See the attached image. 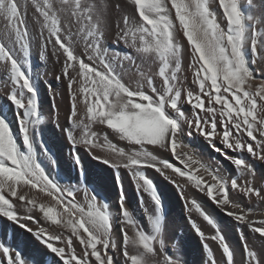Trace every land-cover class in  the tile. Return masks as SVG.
<instances>
[{
	"label": "snow or ice",
	"instance_id": "obj_1",
	"mask_svg": "<svg viewBox=\"0 0 264 264\" xmlns=\"http://www.w3.org/2000/svg\"><path fill=\"white\" fill-rule=\"evenodd\" d=\"M29 3L34 9L33 20L40 25L35 37L27 24ZM126 3L133 7L134 15L124 11L121 0H0V20L4 22L0 26V62L11 83L7 99L16 110L21 134L18 142L4 106L0 105V216L33 233L62 264H118L114 257L121 252L125 264H180L163 238L161 198L142 170L153 168L173 184H177L176 180L165 170L185 178L188 185L205 193L226 215L264 238V219L249 220L252 210L246 211L230 197V192H235L264 201V187L254 185L255 171L243 155L228 154L229 150L246 152L264 161V67H255L264 65V16L252 13L254 0H244L243 4L241 0ZM213 4L222 10L224 24L218 20ZM110 31L114 32V44H123L131 51L122 53L110 48L106 43ZM178 32H182L191 49L189 67L197 91L185 88L181 80L183 46L177 39ZM34 39L40 41L42 49L50 47L52 55L62 63L56 79L67 82L70 114L69 127L64 131L72 146L74 166L83 172L77 150L82 145L93 159L115 169H128L136 188L153 202L154 209L147 215L149 231L134 219L121 190L122 244L118 245L113 238L109 205L87 189L85 202H78L74 186L54 181L38 162V143L45 154L47 149L36 139L42 118L37 85L30 74ZM152 64H158L155 73L151 71ZM130 74L138 77L134 87L125 79ZM78 103L85 108L83 114L78 112ZM184 103L190 106V115L183 110ZM94 125L106 126L132 145V150L117 147L107 133L99 136L92 131ZM194 134L207 140L229 161L236 175L227 178L218 167L203 163L183 139ZM217 139L222 148L216 145ZM149 146L170 152L183 168L159 158ZM95 150L107 151L117 159L97 155ZM201 169L210 181L199 174ZM32 192L44 194L53 203L38 202ZM184 198L186 208L199 213L216 230L206 237L190 218L201 240L216 241L226 264H234V253L214 219L195 200ZM20 208L27 214H22ZM34 209L68 234L28 226L24 221L39 224L31 215ZM74 241L80 246L79 254ZM203 247L209 264H218L209 244L205 242ZM243 247L245 264H264V258L246 240ZM130 248L134 251L130 252ZM0 264L26 262L19 251L0 244Z\"/></svg>",
	"mask_w": 264,
	"mask_h": 264
},
{
	"label": "bare ground",
	"instance_id": "obj_2",
	"mask_svg": "<svg viewBox=\"0 0 264 264\" xmlns=\"http://www.w3.org/2000/svg\"><path fill=\"white\" fill-rule=\"evenodd\" d=\"M124 1L126 3V0ZM241 2L243 4L244 0H241ZM127 5L131 7V14L134 15L133 7L129 4ZM244 6L247 8L246 4H244ZM213 9L217 13L218 20L224 24L225 21L223 20L222 10L218 7V4H213ZM251 11L256 16H264V2H262V0H254V7ZM3 23L4 22L1 20L0 26H2ZM185 42L187 43L186 40ZM35 43L36 45L33 42L34 47L32 46L33 50L30 55V74L33 76L37 85L39 111L42 118V123L37 128L36 139L38 142H42L43 146L47 149V154H45L38 143V162L42 164L48 175L54 181H58L62 186H74L76 200L78 202H85V189H87L88 193L94 192L99 201L106 202L109 205V209L113 215V238L118 245L122 244L120 229L123 224V219L119 214L121 190L124 193L126 207L133 213L134 219H136L146 231H149L150 224L147 220V215L151 214L154 209L153 202L147 193L136 188L135 181L128 169L123 167L115 169L101 163L99 160L93 159L92 155H90L82 145L78 146L77 150L82 160L83 172H80V170L74 166L70 155L72 146L67 140L64 131V129L69 127L68 116L70 114V98L67 82L63 79H56V76L60 75L62 70L55 65L57 57L52 55L51 48L49 47L47 50L42 49L39 46V40H37V42L35 41ZM41 52H43V56ZM187 58H184L185 64H188L186 61ZM154 66L153 68H155ZM255 67L261 68L264 67V65H256ZM187 71H185V73L182 72L183 85L185 88H192V79L187 76ZM257 75H259V73H257ZM258 82L259 80L256 81V83ZM10 93L11 83L7 79L5 67L2 62H0V105L4 106V111L10 126L17 136L18 142H20L21 134L16 118V110L7 99ZM187 106L186 103L182 105L185 113L190 115L191 113L188 111L190 108H187ZM78 112L81 114L85 112L83 104L78 103ZM92 131L97 132L101 137L107 133L111 142L117 147L123 148L126 152L132 150V145L120 140L119 137L113 134L110 129H107L106 126L94 125ZM183 139L185 144L192 148L203 163L213 168L218 167L227 178L236 175V171L231 163L214 151L209 142L203 137L194 134L192 136L185 135ZM215 143L218 147H223L219 139H217ZM149 150L153 151L159 158L166 159L175 166L183 168V165H181L170 152L154 149L152 146H149ZM181 150L187 151V149H178V151ZM95 151L97 155L110 158L114 161L117 159L114 154L108 153L107 151ZM228 154L243 155L247 163H249L255 171L254 185L256 187H264V161L255 159L246 152L233 153L229 150ZM142 170L153 181L158 195L161 198L164 217L163 238L168 251L174 258L188 264H209L207 252L203 247V244L207 242L218 264H226L218 243L211 239L202 241L200 236L193 229L191 220L196 222L205 233L206 237L214 235L216 230L208 225L199 213L194 210L190 212L188 208H186V200L184 197L188 200H195L201 208L214 219L219 231L234 253V264H245L246 257L243 247L245 240L261 258H264V238H261L258 233L251 231L246 224L239 223L233 217L226 215L205 193L188 185L185 178L177 176L172 173L171 170H165L167 176L173 177L177 184L181 185V188H178L177 184H173L171 180L166 179L165 175H161L155 169L144 168ZM199 174L204 175L205 178L210 181V178L207 177L202 169ZM117 177H119V183L117 182ZM181 189L183 190V197L181 195ZM30 194L35 195L38 202L53 203L51 198L44 194L36 192ZM230 197L242 205L246 211L249 209L252 210L249 213V220L259 221L260 219H264V201H260L255 197L249 199L235 192H230ZM19 210L22 214H27L24 208H20ZM230 210L238 211L237 209ZM31 215L39 221V224L33 223L32 221H24L28 226L34 229L41 226L47 228L48 231L52 233L64 232L65 235L68 234L66 230L44 220L38 209H34ZM0 244L10 246L14 252L19 251L26 264H62L59 257L47 249L33 233L19 227L17 223L3 216H0ZM74 244L77 248V254H79L81 251L80 246L76 241H74ZM57 246L62 245L57 244ZM129 251L133 252L134 250L130 248ZM114 258L118 261V264H125L122 252L116 253Z\"/></svg>",
	"mask_w": 264,
	"mask_h": 264
},
{
	"label": "rangeland",
	"instance_id": "obj_3",
	"mask_svg": "<svg viewBox=\"0 0 264 264\" xmlns=\"http://www.w3.org/2000/svg\"><path fill=\"white\" fill-rule=\"evenodd\" d=\"M23 2V0H21V3ZM121 2H122V4H125V7H124V11L129 15V16H132L133 14H131L132 13V9H131V7H129L128 5H127V3H125V1L124 0H121ZM126 8H127V10H126ZM130 9V10H129ZM27 11H28V15H27V24H28V28H30L29 29V31H30V33L32 34V36L33 37H35V36H37L38 35V32H39V30H40V25L39 24H37V23H35V21L33 20V16H32V13H33V11H34V9L32 8V6H31V4L29 3L28 4V7H27ZM31 18V19H30ZM29 19H30V21H29ZM31 20H32V23H31ZM1 21V20H0ZM29 22V23H28ZM31 24H32V26H31ZM33 26H34V28H33ZM37 26V27H36ZM35 29V30H34ZM32 30V31H31ZM35 31H36V33H35ZM111 33V34H110ZM34 34V35H33ZM37 34V35H36ZM110 34V35H109ZM177 39L180 41V43L182 44V46H183V52L184 53H182V67H183V70H185V71H187L188 69V71H187V76L188 77H191L190 79H192V70H191V68L189 67V65L192 63V57H191V49H190V47L187 45V43L185 42V40H186V38H184L183 37V34H182V32H178V34H177ZM37 40L38 39H34L33 41H32V45H31V52H32V50H33V47H34V44L36 45V43H35V41L37 42ZM113 40H114V32L113 31H110L109 33H107V36H106V43H107V45L110 47V48H113V49H115V50H118V51H120V52H129V51H131L130 49H127L124 45H122V44H114L113 43ZM33 42H34V44H33ZM33 46V47H32ZM39 46H40V44H39ZM187 48V49H186ZM186 51H188V52H186ZM190 52V53H189ZM57 57V56H56ZM186 59L187 57V62H188V64H185V60H184V58ZM57 59V58H56ZM183 62H184V64H183ZM55 65L56 66H58V67H60V69L62 70V63L61 62H59L58 61V59L55 61ZM155 65V66H154ZM152 64L151 65V71L153 72V73H155L156 71H158V64ZM185 65V66H184ZM153 66L155 67V68H153ZM185 71H182V72H184L185 73ZM181 75V80H182V77H183V75H182V73L180 74ZM125 79H126V81H128V82H130L132 85H133V87L135 86V82H136V80L138 79V77H136L134 74H130L129 76H126L125 77ZM156 81H157V83L159 84V78L158 77H156ZM191 82H192V80H191ZM191 86H193L192 88L191 87H189V88H191L193 91H197V88H196V86L195 85H193V84H191ZM188 88V87H187ZM187 105V104H186ZM187 108H190V106L188 105L187 106ZM188 111H189V113H191L192 111H191V108L190 109H188ZM243 139H248L246 136L245 137H243ZM254 143V142H253ZM46 171V170H45ZM46 173H47V171H46ZM48 174V173H47ZM51 178V177H50ZM180 261V264H188V263H186V262H184V261H182V260H179Z\"/></svg>",
	"mask_w": 264,
	"mask_h": 264
}]
</instances>
